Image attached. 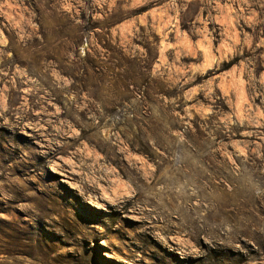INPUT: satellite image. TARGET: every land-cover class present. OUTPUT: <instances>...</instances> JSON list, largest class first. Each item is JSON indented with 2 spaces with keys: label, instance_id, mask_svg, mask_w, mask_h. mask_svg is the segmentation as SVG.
Masks as SVG:
<instances>
[{
  "label": "rangeland",
  "instance_id": "obj_1",
  "mask_svg": "<svg viewBox=\"0 0 264 264\" xmlns=\"http://www.w3.org/2000/svg\"><path fill=\"white\" fill-rule=\"evenodd\" d=\"M0 264H264V0H0Z\"/></svg>",
  "mask_w": 264,
  "mask_h": 264
}]
</instances>
